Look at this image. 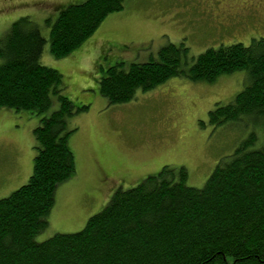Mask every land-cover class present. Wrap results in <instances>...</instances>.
Here are the masks:
<instances>
[{
  "label": "trees",
  "instance_id": "trees-1",
  "mask_svg": "<svg viewBox=\"0 0 264 264\" xmlns=\"http://www.w3.org/2000/svg\"><path fill=\"white\" fill-rule=\"evenodd\" d=\"M123 3L70 4L53 21L45 20L48 39L38 24L20 17L0 39V108L40 117L33 129L31 175L0 198V264H264V37L208 48L195 57L183 43L169 44L156 59L102 69L98 93L109 104L127 102L138 89L173 77L213 83L243 70V88L228 103L217 102L208 123L250 124L262 133L252 131L221 158L199 188L186 184L184 167L166 165L134 187L117 189L81 230L35 241L47 226L57 186L75 172L68 138L77 128L71 123L88 110L63 95L59 71L41 64L45 43L54 57L69 55ZM258 141L262 145L252 147Z\"/></svg>",
  "mask_w": 264,
  "mask_h": 264
},
{
  "label": "rangeland",
  "instance_id": "rangeland-1",
  "mask_svg": "<svg viewBox=\"0 0 264 264\" xmlns=\"http://www.w3.org/2000/svg\"><path fill=\"white\" fill-rule=\"evenodd\" d=\"M84 1L0 0V39L24 16L48 39L45 20L53 21L60 9ZM239 1L124 0L120 11L109 14L69 55L56 58L45 43L41 64L59 71L63 95L77 106L88 105V110L71 123L77 128L68 138L75 172L57 186L53 207L45 216L47 226L35 241L81 230L117 189L134 187L166 165L184 167L186 184L199 188L221 158L252 131L262 133L260 126L250 124L208 123V111L217 102L228 103L243 88V70L223 74L213 83L173 77L153 89H138L123 103L109 104L98 93L102 69L118 62L127 68L131 62L156 59L169 44L183 43L188 55L195 57L208 48L235 42L248 45L252 38L264 37V0ZM230 4L233 10L224 13ZM242 14L249 16L240 18ZM55 108L56 104L47 114ZM39 118L30 111L0 108V198L31 175L36 155L33 129ZM260 141L252 147L259 148Z\"/></svg>",
  "mask_w": 264,
  "mask_h": 264
},
{
  "label": "flooded vegetation",
  "instance_id": "flooded-vegetation-1",
  "mask_svg": "<svg viewBox=\"0 0 264 264\" xmlns=\"http://www.w3.org/2000/svg\"><path fill=\"white\" fill-rule=\"evenodd\" d=\"M241 2H242V4H244L245 0H241V1H239V3H241ZM235 3H236V2H235ZM239 3L237 2V4H239ZM232 7H233V4H230V5L227 7V9L224 10V13H229V12H231V11L233 10ZM229 16H231V18H232V16H233V17L235 16V13L233 14V12H232V13L229 14ZM248 16H249V14H242V15H240V18H248ZM240 18H238V19H240ZM255 18L259 20L258 16H257V17L255 16ZM255 18H254V19H255ZM259 22H261V20H259Z\"/></svg>",
  "mask_w": 264,
  "mask_h": 264
}]
</instances>
